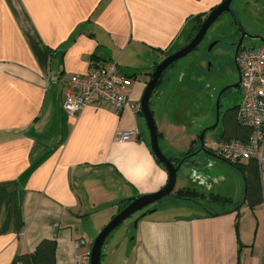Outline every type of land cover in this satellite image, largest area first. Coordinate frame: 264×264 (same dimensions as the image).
Returning a JSON list of instances; mask_svg holds the SVG:
<instances>
[{"label":"crops","instance_id":"0c3cea01","mask_svg":"<svg viewBox=\"0 0 264 264\" xmlns=\"http://www.w3.org/2000/svg\"><path fill=\"white\" fill-rule=\"evenodd\" d=\"M221 1L0 0V264H14L44 239L56 242V264H88L81 225L98 214L104 226L123 199L165 184L138 111L102 102L69 117L62 99L71 75L116 60L123 73L135 74L128 95L138 101L153 66L187 42L195 16L204 18ZM160 107L152 114L162 150L178 160L198 148V138L188 129L182 134L185 123ZM134 128L136 135L116 139ZM205 144L213 153L212 142ZM197 157L208 164H196ZM223 161L194 157L181 168V185L200 179L232 206L216 215L190 212L193 206L161 214L184 200L172 191L174 200L151 205L137 222L131 264H263L264 204L247 203L244 183L238 193L214 191L224 178L205 169Z\"/></svg>","mask_w":264,"mask_h":264},{"label":"rangeland","instance_id":"374dc122","mask_svg":"<svg viewBox=\"0 0 264 264\" xmlns=\"http://www.w3.org/2000/svg\"><path fill=\"white\" fill-rule=\"evenodd\" d=\"M231 7L234 11L236 9V11L239 13L238 17L240 18L244 29L249 34H262L261 36L264 37V0H233L231 3ZM220 28L224 29L225 32H228L232 28L231 18L228 14H222L218 19H216L212 23L205 36L203 37L202 41L195 49H193L190 53L183 56L182 58L178 59L172 66L166 69L164 74L165 76L170 75V77L167 80V82L169 81V84H167V86L162 85L163 97H157L159 93L157 95L155 94L159 92L158 87H160L163 82L166 83V80L162 79L156 86V89L153 90V95L150 99L152 110L154 111V113L157 114V112H160L158 111V108L161 106L160 110H163L161 112H164L166 108L167 111L173 112V120L177 121V124L180 123L181 127H183L181 122L185 123V126L181 131L182 134L185 132L186 129H188V132H191L190 135H193L195 133L197 134L199 130L212 125L215 119V100L218 94L217 92L224 86H228L236 82L237 80V70L235 69L233 64V52L235 47L230 46V50L227 51V53H230V56H228L226 64L222 67H220L219 62L216 59V55L221 51V49L219 48L221 46L218 44L214 46L211 50H208V47H210V45L212 44L211 42L216 37H222L220 34ZM227 34L228 41L233 40L232 34L230 32ZM235 39L237 40V38ZM259 43L260 40L258 39L245 38L243 41V47L259 45ZM199 55L202 56L205 61L207 60L212 62L210 72L203 75L204 80L197 78V75H199V73L202 74L200 68L205 66L204 62L199 60ZM127 71L126 73L129 74V72ZM193 73L195 74L194 79L189 80L190 75H192ZM179 74L183 75L180 76ZM133 82L137 81L133 80ZM186 89H190V93L188 92L189 95L183 92V90ZM194 89H197V91L193 92ZM160 99H162L161 105L155 106L154 104L159 102ZM240 99L241 94L239 90L235 91L233 89L225 91V93L220 97L219 122L214 130H210L206 133L205 143L208 142L210 144L213 140L221 136V118L224 112L227 108L239 104ZM203 108H205V111L202 110ZM185 110H187V114H185ZM164 118L167 119V117ZM193 121L196 125L193 124ZM196 134L194 135V141H196L195 139H197ZM146 137L148 141V135H146ZM197 144L199 146V141L195 142V147L197 146ZM160 146L161 149L162 147L164 149L162 141L160 142ZM202 158L197 157L196 164L207 165V159ZM223 162L224 163H218V167L220 169H214L221 173V178H224L223 182L221 181L220 183V187L214 191H235L236 193H238L241 185H243L244 183L243 177L240 171H238L234 166L229 163H226L225 161ZM181 170L182 169H180L177 173L176 183L173 189V195L176 194L178 189L182 188V181L180 176ZM201 183L202 181L198 179V181H190L187 186H184V188L188 187L197 191V198H195V200H178V202L182 203H179L177 208L175 207L173 209L162 210L161 214H185L187 212V206H193V208L189 210L190 212H202L201 203L207 202L209 198L207 197V195L210 194V192L209 190L205 189V186H203V183ZM217 186L218 185L215 184V187ZM198 193L204 195L202 201L199 200L200 197ZM212 194L214 195L217 193ZM171 198L174 200L172 196H168L158 202L157 205L164 204L168 202ZM224 198L226 199L227 197ZM231 206L232 203L226 205V208H230ZM226 208L225 206L223 207V205L221 207L217 205L216 211L224 210ZM142 212H144V209L135 212L132 216L124 220L118 227H116L106 238L102 246V251L104 255L102 257L101 264H131V247L134 245V221L137 216H139ZM90 221L91 222H86V224L83 223L81 225V228L84 230L82 232V237L86 240V243L89 245L91 244L95 236L98 234V232L103 228V220L99 218L98 214L92 216Z\"/></svg>","mask_w":264,"mask_h":264},{"label":"built area","instance_id":"2783aa9c","mask_svg":"<svg viewBox=\"0 0 264 264\" xmlns=\"http://www.w3.org/2000/svg\"><path fill=\"white\" fill-rule=\"evenodd\" d=\"M240 75L236 122L243 128V139L236 137L217 138L210 149L213 154L229 164L248 161L264 166V41L259 45L243 47L237 57ZM131 78L123 73L116 60H106L92 65L84 74L69 78L62 99V110L74 117L86 106L105 102L116 111H138V101L129 95ZM136 129L123 130L116 134L117 140H126L136 135ZM264 204V190L262 195ZM14 264H22L16 261Z\"/></svg>","mask_w":264,"mask_h":264},{"label":"water","instance_id":"95a60500","mask_svg":"<svg viewBox=\"0 0 264 264\" xmlns=\"http://www.w3.org/2000/svg\"><path fill=\"white\" fill-rule=\"evenodd\" d=\"M233 0H222L217 4L208 14L204 17L200 26L196 30L192 38L185 42L182 47L176 49L172 53L165 56L159 63L155 64L146 82L145 88L138 100V113L143 119L144 126L148 135V144L150 151L155 157V159L164 167L167 172V180L165 184L157 191L149 194H138L125 198L121 202V208L112 216V218L103 226V228L98 232L93 241L90 244L88 264H101V254L102 246L106 238L110 233L118 227L124 220L132 216L135 212L144 209L134 221V228H136L137 222L144 217L146 214L151 213L154 209H148L151 205H154L161 201L162 199L171 195L177 178L178 171L183 167L185 163L192 160L194 157L200 154H210L205 146V135L208 131L214 130L219 122V99L226 89L230 88L235 91L239 90L240 75L237 65V57L239 50L243 45V40L245 38L258 39L264 41V37L258 34H249L243 27L240 19L235 14L231 7ZM222 14H228L231 18L232 28L234 29V34L238 36V41L236 42V48L233 55V64L237 70V80L236 82L224 86L216 96L215 100V119L212 125L204 127L198 135L199 146L195 150L185 154L178 160H172L168 155H166L160 146V137L158 135V130L156 127L155 120L153 118L150 99L153 95V90L158 83L159 78L162 73L175 61L182 58L183 56L190 53L195 49L201 40L203 39L208 28L212 23L218 19ZM244 182V179H243ZM245 185V182H244ZM245 189V188H244Z\"/></svg>","mask_w":264,"mask_h":264},{"label":"trees","instance_id":"16d2710c","mask_svg":"<svg viewBox=\"0 0 264 264\" xmlns=\"http://www.w3.org/2000/svg\"><path fill=\"white\" fill-rule=\"evenodd\" d=\"M202 20L203 18L201 15L195 16L193 20V25L191 27L192 33H189L188 39H190L192 37V34L198 29ZM241 48H243V46ZM134 75H130V76L127 75V76L132 78ZM160 81H161V77L159 78L158 83ZM158 83L156 84V86L158 85ZM156 86H155V89H156ZM236 109H237V105L227 108L226 111L224 112L221 118L222 134L220 138H230V137H236L238 139L244 138L243 128L240 125H238V123L236 122ZM158 135L160 137L159 132H158ZM231 165L234 166L238 171H240L244 179V182H245L244 186L246 189L245 198L247 200V203L249 205L260 203L262 201V195H263V190H264V166L262 169H260L257 162L252 161V160L246 163L231 164ZM196 192H197L196 190L186 187V188H182L178 190L176 192L177 194L176 196L181 199L188 200V201L195 200V198H197ZM198 194L200 197L199 200L202 201L203 200L202 198L204 197V195L201 193H198ZM207 197H209L207 202H202L201 206L202 205L204 206L205 204H209V205L211 204V205H216V206L223 205V207L224 206L226 207V205H229L232 203L230 198L227 197L225 199L223 196H219L218 194L213 195L212 193H210L207 195ZM203 206H202V209H203ZM203 210L208 215H216L218 213L216 209L215 210L203 209ZM55 247H56V242L54 240L44 239L37 245L33 253L21 255L19 257V260L17 261H20L22 264H56ZM131 249H132L131 250L132 252L131 263H132L133 255H134V245L131 247ZM103 255L104 253L102 251L101 261H102ZM263 264H264V261H263Z\"/></svg>","mask_w":264,"mask_h":264},{"label":"flooded vegetation","instance_id":"af4514ba","mask_svg":"<svg viewBox=\"0 0 264 264\" xmlns=\"http://www.w3.org/2000/svg\"><path fill=\"white\" fill-rule=\"evenodd\" d=\"M204 19V18H203ZM203 21V20H202ZM209 29V28H208ZM208 31V30H207ZM196 32V31H195ZM195 32L192 34V36L195 34ZM231 33L232 34V37H233V40H230V41H228V34L227 33ZM189 33H192V30H191V28H190V30H189ZM206 34V33H205ZM220 34H221V38H219V37H216L211 43V45H210V47H208V50H211L214 46H216V45H220L221 47H219L220 49H221V51L216 55V59L218 60V62H219V64H220V67H222V66H224L225 64H226V60L228 59V56H230V53L228 52L227 53V51L228 50H230V46L232 47V46H234L235 48H236V42L238 41V36L237 35H235L234 34V29L233 28H231L228 32L226 31H224V29H222V28H220ZM205 36V35H204ZM192 38V37H191ZM190 38V39H191ZM235 38H237V40L235 39ZM190 39H187V41H189ZM234 39H235V41H234ZM202 41V40H201ZM244 41V40H243ZM184 45V44H183ZM183 45H181L180 47H182ZM243 46V45H242ZM179 47V48H180ZM178 48V49H179ZM234 52H235V49H234ZM234 52H233V55H234ZM198 58H199V60H201V61H203L204 62V67L205 68H200V71L202 72V74H200L199 73V75H197V78H199V79H203L204 80V78H203V75H205V74H207L208 72H210V68H211V65H212V62H210V61H205V59L204 58H202V56H198ZM164 73H162V75H161V80L163 79V75ZM180 76H182L183 74H179ZM194 73L192 74V75H190V79L189 80H193L194 79ZM237 77H238V74H237ZM222 89V88H221ZM220 89V90H221ZM230 88H228V89H226L225 91H228ZM202 90V89H201ZM219 90V91H220ZM219 91L217 92V93H219ZM225 93V92H224ZM223 93V94H224ZM222 94V95H223ZM202 130V129H201ZM198 135H199V133H198ZM197 138H198V136H197ZM207 172H209V171H212L211 173H212V176H213V179L214 180H217V179H219V177H220V172H218V171H216V170H214V168H212V167H208L207 166V168L205 169ZM203 206V205H202ZM203 209H205V210H215L216 209V205H209V204H205L204 206H203Z\"/></svg>","mask_w":264,"mask_h":264}]
</instances>
